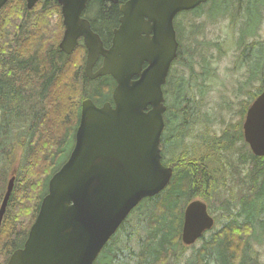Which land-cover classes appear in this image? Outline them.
I'll list each match as a JSON object with an SVG mask.
<instances>
[{
	"label": "trees",
	"instance_id": "obj_1",
	"mask_svg": "<svg viewBox=\"0 0 264 264\" xmlns=\"http://www.w3.org/2000/svg\"><path fill=\"white\" fill-rule=\"evenodd\" d=\"M222 2L208 3L219 9ZM106 3L89 0L88 9L94 16L93 28L108 46L118 5L107 7ZM226 4L245 5V12L252 11L250 19L256 9L260 19L264 14V0H226ZM205 5L181 13L192 15L188 25L175 21L180 62L192 69L194 84L198 75L190 58L196 50L186 46L185 39L187 32H200L202 25L193 20L204 14L209 17L212 12L213 8L204 9ZM63 30L58 0H39L32 9L25 0H9L0 10V200L8 173L18 162L15 186L0 228V264H7L11 254L23 246L48 193L50 178L68 159L82 102L91 98L102 105L112 98L116 85L110 75L96 80L86 76V46L81 42L73 53L65 54L59 47ZM208 45L220 46L216 42ZM183 56L186 59L182 60ZM204 68L206 74L212 72L209 60ZM183 80L185 75L180 77L175 93L178 105L167 115V135L161 141L163 162L173 167V177L161 193L140 202L94 264H264L250 240L253 237L259 245L264 242V157L257 158V180L250 194L241 200L216 197L209 202L218 226L199 239L201 245L188 247L182 242L186 206L195 198L210 200L204 191L213 187L203 165L190 160V102ZM261 80L252 100L264 89ZM187 248L192 249L189 255L185 254Z\"/></svg>",
	"mask_w": 264,
	"mask_h": 264
},
{
	"label": "water",
	"instance_id": "obj_2",
	"mask_svg": "<svg viewBox=\"0 0 264 264\" xmlns=\"http://www.w3.org/2000/svg\"><path fill=\"white\" fill-rule=\"evenodd\" d=\"M8 1L0 0V10ZM38 1L26 0L27 8ZM58 1L65 26L60 49L69 54L83 39L85 74L115 79L114 104L82 102L74 147L50 178L23 247L7 264H94L140 202L167 187L174 169L163 163L160 144L167 110L163 85L179 48L174 20L208 0H127L109 47L82 17L88 0ZM244 134L253 152L264 156V90L249 106ZM15 180L14 173L0 206V228ZM213 225L207 203L192 200L184 210L183 244H195Z\"/></svg>",
	"mask_w": 264,
	"mask_h": 264
},
{
	"label": "flooded vegetation",
	"instance_id": "obj_3",
	"mask_svg": "<svg viewBox=\"0 0 264 264\" xmlns=\"http://www.w3.org/2000/svg\"><path fill=\"white\" fill-rule=\"evenodd\" d=\"M209 1L210 0H208L206 3L203 4H207ZM106 2L107 3L105 4V6L107 7H111L113 4L118 5V17H117L116 26L114 27L115 29L120 24V17L122 16L121 6L125 3V1L119 2L118 0L117 3L110 1H106ZM203 4H200L199 6H202ZM89 6L90 4L88 0L87 7L83 12L82 17L88 19L91 23L92 29L95 32H97L93 28L92 18H89L87 16V12L89 11L88 9ZM240 6L238 5L227 6L226 0H223L219 10L221 16L224 15V17L230 18L232 25L231 28L233 27L236 28L237 30L236 31L234 29V32L235 31L237 32V37H238V43L234 44L237 45L236 48L238 51V56L236 55L237 60L235 67L248 69L247 80L244 82V85L248 86V85H252L253 81L259 78L258 73L262 72L260 68L259 70L256 69L255 64L259 62L260 58L264 59V54L263 56H260L259 41L253 39H255V37L258 34V31L261 27V23L263 22L264 14L260 19L258 9H256L255 16H253V18L250 19L252 15V11L250 13H247L245 12L246 6L245 5H240ZM91 10L89 11L90 13L88 12L89 14L92 13ZM233 17L235 18L237 17L238 20H235ZM248 17H249V22H246V19H248ZM243 18H245V20ZM249 23L250 25H248ZM242 24L245 27L243 30H239ZM114 29L112 30V37H113ZM64 33H65V27L63 30L62 38L64 36ZM99 35L101 36V34ZM112 37H111V42H112ZM101 38L103 40L102 36ZM81 42L84 43L82 38L79 39V43L76 46V48L79 46V44H81ZM111 42L108 46H106L105 42L104 44L106 47H109L111 45ZM76 48L71 53H73L76 50ZM179 48H180V42H179ZM179 48H178L177 58L173 61L167 77V81L163 85V90L165 95V105L167 106V110L164 114L165 128L162 134L161 141L163 140V137L167 135V115L170 114V111L176 109V106L178 105V100L175 97V93L177 92V87H178V83L180 82L181 76L175 78L176 76L175 74L178 65L184 67L180 62ZM223 48L225 49L224 46ZM64 53L68 54L66 52ZM71 53H69L68 55H70ZM183 59H186L185 56H183L182 60ZM102 60L103 58L101 57L94 67L95 70L102 65ZM261 62L262 64L264 63L263 60ZM146 66L147 64H144V68ZM137 78H138L137 76L134 77V79ZM183 84L185 85V89H187V93L188 91H190V86L192 87L194 86V83L192 80H190V77L187 80L186 79L183 80ZM170 93L171 95L173 94L175 99L173 103L172 102L168 103L167 97ZM107 101L114 104L112 98ZM188 101L190 102V119L188 120L187 132L189 135V143H190L189 144L190 160H195L197 164L200 165L202 164L208 176L211 179H213L212 189L209 188L207 191H204V194L210 200L207 201L203 199L202 200L207 203L208 211L210 205L209 202L216 201L217 200L216 197H220L222 200H226L227 198L234 199V201L241 200L243 197L250 194V189H252L253 184L256 183L257 173L255 169H256L257 158L264 157V156H257L253 152L250 144L245 139L244 123L251 103L248 106H245L242 112L241 110L238 112L239 121L237 123L230 122L228 124L225 121L220 120V122L217 124V122L219 121L218 119L219 117L215 116L213 111L208 109L203 101L198 100L197 98H190V95L188 97ZM177 121H178L177 124H179V118L177 119ZM161 150L163 152V147H161ZM162 159H163V155H162ZM211 198L214 199L211 200ZM195 199H201V198H195ZM209 213L214 218V225L212 228L205 231L206 234L208 233L207 235H209L210 231H213V229L215 230V228L218 226L217 224L218 221L216 220L215 214H213L210 211ZM223 214L226 215L227 213L224 212ZM227 215L229 216V214ZM250 240L252 242V248L254 250L257 249L259 243L253 237L250 238ZM261 244L263 245L264 242Z\"/></svg>",
	"mask_w": 264,
	"mask_h": 264
},
{
	"label": "rangeland",
	"instance_id": "obj_4",
	"mask_svg": "<svg viewBox=\"0 0 264 264\" xmlns=\"http://www.w3.org/2000/svg\"><path fill=\"white\" fill-rule=\"evenodd\" d=\"M212 4L213 3H207L204 7V9L213 8L209 17L204 14L193 20L198 25H202L200 32L195 34H189V32L186 33V46H190V49L196 50L194 57L190 58V62L193 70L198 75V77L196 76L194 86H190V91H188L187 95H190V98H197L198 100L203 101L205 106L212 110L215 116L219 117L217 124L220 120L225 121L228 124L230 122L237 123L239 121L238 112L240 110L242 112L243 108L252 102V94L257 93L262 84L261 78L264 79V63L262 64L261 61H264V59L260 58L259 62L255 64L257 70H259V68L261 69L262 76L260 75L261 77L259 76L258 79L254 80L252 85H244V82L247 80L248 69L235 67L237 60L236 55L238 56L237 45H234L238 43L237 30L236 28H231L232 25L230 18L224 17V15L221 16L220 10L217 6L214 7ZM87 16L89 18L94 17L88 12ZM189 18L191 20L192 15L189 16L179 13L176 16L175 21H178L179 23L181 22L183 25H188L187 22ZM244 27L245 26L242 24L239 30H243ZM234 29L236 30L235 32ZM253 40H258L260 42L259 53L260 56H263L264 18L258 34ZM209 42H216L220 46L216 47L214 45H208ZM208 60L210 61V66L212 68L210 74H206L204 68ZM191 70V68H185L178 65L175 78L185 75L186 80L189 77L191 80ZM167 99L168 103H173V101H175L174 96L173 94L171 95V93L168 95ZM3 163L8 164L9 162ZM14 166L15 168L8 173L0 205L7 190L9 179L14 172L17 175L16 168L18 162L15 161ZM195 245L196 247L200 246L201 241H198ZM257 250L260 254L261 261L264 263V244L258 245ZM191 252V248L185 250L186 255H189Z\"/></svg>",
	"mask_w": 264,
	"mask_h": 264
}]
</instances>
